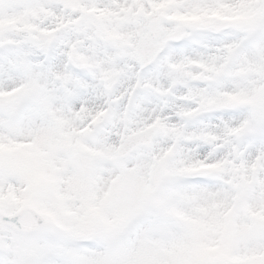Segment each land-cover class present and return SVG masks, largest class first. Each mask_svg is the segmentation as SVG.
I'll return each mask as SVG.
<instances>
[{"label": "snow or ice", "instance_id": "obj_1", "mask_svg": "<svg viewBox=\"0 0 264 264\" xmlns=\"http://www.w3.org/2000/svg\"><path fill=\"white\" fill-rule=\"evenodd\" d=\"M0 264H264V0H0Z\"/></svg>", "mask_w": 264, "mask_h": 264}]
</instances>
